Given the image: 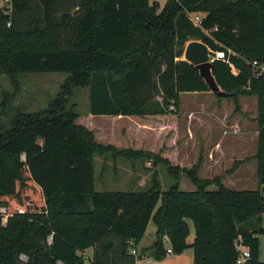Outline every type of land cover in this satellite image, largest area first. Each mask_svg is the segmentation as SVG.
Masks as SVG:
<instances>
[{
	"label": "trees",
	"instance_id": "obj_1",
	"mask_svg": "<svg viewBox=\"0 0 264 264\" xmlns=\"http://www.w3.org/2000/svg\"><path fill=\"white\" fill-rule=\"evenodd\" d=\"M41 1L46 25L32 29L14 25L30 0H10L9 11L0 6V73L14 84L26 73L68 74L45 108L17 111L0 125V264H86L89 248V264H137L149 251L165 258L166 242L173 252L192 247L195 264H238L239 241L250 251L243 264H264V227L254 225L264 212V74L252 65L264 64V0H167L163 7L76 0L79 14L65 13L61 22L55 0ZM192 12L204 13L202 27ZM60 28L72 37L63 41ZM194 39L225 50L230 62L216 59L212 73L228 97H258V189L229 188L223 176L201 177L200 163L185 168L171 158L176 144L168 142V127L178 120L181 93L210 90L198 67L181 58ZM76 86L89 88V123H79L80 113L67 105ZM158 95L161 101L152 97ZM106 116L130 118L120 136H108L111 143L100 141L95 122ZM158 127L166 129L158 134ZM95 155L153 159L175 182L162 190L154 177L145 189L97 191ZM182 172L195 190L180 188ZM150 220L156 238L136 255Z\"/></svg>",
	"mask_w": 264,
	"mask_h": 264
},
{
	"label": "rangeland",
	"instance_id": "obj_2",
	"mask_svg": "<svg viewBox=\"0 0 264 264\" xmlns=\"http://www.w3.org/2000/svg\"><path fill=\"white\" fill-rule=\"evenodd\" d=\"M150 1H157L163 7L167 0ZM75 2L76 0H55L53 11L56 21L61 22L65 13L77 16L79 10L75 7ZM10 5V0H0V6L8 11ZM14 25L18 29L44 27L46 21L42 1L30 0L28 9L22 14H16ZM60 29L63 41L72 37L73 31L70 28ZM67 76L65 72L26 73L19 76V83L14 84L8 75L0 73L1 127H7V118L17 111L36 112L45 108L49 100L58 94ZM71 90L68 107L72 106V109L80 113L79 123H89V88L76 86ZM152 97L162 100L161 95ZM178 112V120L176 119L175 124L172 125L173 131L168 139L170 144H176L171 157L174 164L191 168L200 163L199 175L201 177L223 176L225 177L223 178L224 184L232 189L261 187L258 183L256 160L259 130L258 97L256 95L240 94L237 102L228 96L220 97L211 90L183 92ZM115 121L112 117L95 120L100 127H104L102 131L104 135L117 137L120 136L125 120L116 124ZM212 156L222 158L219 162L208 160ZM235 162L237 163L235 170L227 172ZM94 174L97 191L145 189L153 183L154 177L159 179L162 190L168 189L175 182L174 176L169 173L165 165L154 163L153 159H127L123 156L115 160L111 156L95 155ZM180 176L182 190L196 189L185 173L182 172ZM216 188V186H211L209 189ZM0 210L4 211V208ZM254 221L256 228L264 227V212L260 224L257 220ZM188 223L191 232V236L188 237L190 242L193 241L195 231L193 221L189 219ZM155 230L156 226L153 220H150L143 239L145 245H151ZM258 236L261 249L260 259L264 261V233H259ZM166 248H171L169 242H166ZM91 255V248L84 252L86 264L90 263ZM23 259L26 258L23 257ZM194 261V250L192 247H187L181 252L167 254L162 260H156L149 251L137 260V264H195Z\"/></svg>",
	"mask_w": 264,
	"mask_h": 264
},
{
	"label": "water",
	"instance_id": "obj_3",
	"mask_svg": "<svg viewBox=\"0 0 264 264\" xmlns=\"http://www.w3.org/2000/svg\"><path fill=\"white\" fill-rule=\"evenodd\" d=\"M211 52L212 50L206 43L194 39L186 43L182 59L198 67L200 74L206 80L211 91L218 96H227V93L220 89L212 73L213 63L209 60Z\"/></svg>",
	"mask_w": 264,
	"mask_h": 264
},
{
	"label": "built area",
	"instance_id": "obj_4",
	"mask_svg": "<svg viewBox=\"0 0 264 264\" xmlns=\"http://www.w3.org/2000/svg\"><path fill=\"white\" fill-rule=\"evenodd\" d=\"M203 17H204V13H202V12H192L190 14V19L192 20V22L195 25L200 26V27H202ZM216 59H222V60H225L227 62H230V60H229V58H228V56H227V54H226L224 49H220V50H216V51H212L211 52L209 60L211 62H213ZM252 65H253L254 69L256 70V72L258 74H264V64L263 63H260L257 60H254L252 62ZM231 66H232L233 70L236 71L235 67L232 64H231ZM237 248H238V250L240 252V255H239V258L237 260V263L238 264H243L249 259L250 251L240 241L237 243ZM172 252L173 251H172L171 248L167 249V253L168 254L172 253ZM132 253L137 254V250L136 249H132Z\"/></svg>",
	"mask_w": 264,
	"mask_h": 264
},
{
	"label": "crops",
	"instance_id": "obj_5",
	"mask_svg": "<svg viewBox=\"0 0 264 264\" xmlns=\"http://www.w3.org/2000/svg\"><path fill=\"white\" fill-rule=\"evenodd\" d=\"M233 72H235L236 73V71L235 70H233ZM89 110H90V108H89ZM179 114V113H178ZM107 117H112V119H115L116 121H115V124L117 123V122H120L121 120H125V125H124V128H125V126H126V124L130 121V118H128V116H106V118ZM106 118H102L103 120L104 119H106ZM139 121H141V120H136V122H137V124H139V125H142V122H139ZM123 123V122H122ZM172 126H169L168 128H171ZM164 129H166L165 127H163ZM162 127H158V129H156L155 131H157V133L158 134H160L161 133V131H163L164 129H163ZM100 130H99V132H101V137H102V139H100V135H99V139H100V141L102 142V143H111V141L109 140V137L107 136V135H104L103 134V132L102 131H104V127L103 126H101L100 128H99ZM173 129V128H172ZM171 134H172V132H171ZM171 136V135H170ZM121 145H123V144H121ZM156 145L154 144V146L153 147H155ZM152 149H154V148H152ZM211 159H209L208 158V160H212V161H214V162H219L220 161V159L222 158H215L214 156H212V157H210ZM213 162V163H214ZM231 169V168H230ZM227 174V173H226ZM223 178H225V177H223ZM139 185V184H138ZM212 186H215V185H212ZM195 190V189H194ZM156 231V230H155ZM190 236H191V233H190ZM144 237H145V235H144ZM144 237L142 238V240L138 243V245H137V247H135V249L137 250V254H138V252H139V250H141L143 247H148V246H150V244L149 245H145V243H143V239H144ZM155 238H156V235L153 237V241L155 240ZM193 239H194V237H193ZM153 241H152V243H153ZM191 242V241H190ZM151 243V244H152ZM92 249V248H91ZM92 254H93V249H92ZM169 254H171V253H169ZM92 256V255H91ZM91 258V257H90Z\"/></svg>",
	"mask_w": 264,
	"mask_h": 264
}]
</instances>
